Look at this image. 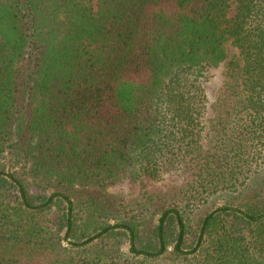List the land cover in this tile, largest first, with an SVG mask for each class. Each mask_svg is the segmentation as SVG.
Instances as JSON below:
<instances>
[{"label": "trees", "instance_id": "obj_1", "mask_svg": "<svg viewBox=\"0 0 264 264\" xmlns=\"http://www.w3.org/2000/svg\"><path fill=\"white\" fill-rule=\"evenodd\" d=\"M0 264H264V0H0Z\"/></svg>", "mask_w": 264, "mask_h": 264}, {"label": "rangeland", "instance_id": "obj_2", "mask_svg": "<svg viewBox=\"0 0 264 264\" xmlns=\"http://www.w3.org/2000/svg\"><path fill=\"white\" fill-rule=\"evenodd\" d=\"M92 2H94V0H92ZM233 11L234 8L233 5H231L228 9L227 14L232 15ZM223 45L226 54L230 55L233 54L234 52H237V49L233 47L228 41H224ZM221 68H222L221 62L217 63L216 65H206L204 66V68H202L201 75H199V79L203 86L205 98H206L205 111H204L205 124L207 118L211 114L210 105L214 99L217 87L220 82ZM202 134L204 136V131L202 132ZM203 136H201L202 139ZM178 179H179V175L175 172L170 171L162 174L161 177L157 179L151 178L148 175H142L135 179L122 178L110 184L108 186V189L110 191H116L121 189L132 195H138L141 194L142 192L153 194L162 191L164 185L167 184L168 182L177 181ZM30 187L32 190V184L30 185ZM222 202L223 199L217 196L216 198L213 199L211 203H206L204 205H201L200 207H198V209L195 210L193 214V220H195L196 222V220L203 214L204 211Z\"/></svg>", "mask_w": 264, "mask_h": 264}]
</instances>
